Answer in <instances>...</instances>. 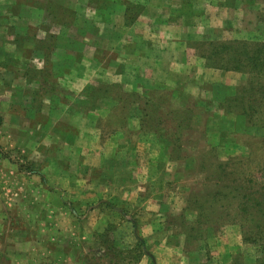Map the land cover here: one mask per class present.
Returning <instances> with one entry per match:
<instances>
[{
	"label": "rangeland",
	"instance_id": "obj_1",
	"mask_svg": "<svg viewBox=\"0 0 264 264\" xmlns=\"http://www.w3.org/2000/svg\"><path fill=\"white\" fill-rule=\"evenodd\" d=\"M149 1L177 17L150 24L161 35L133 64L109 31L148 25L141 12ZM213 3L80 0L70 14L50 0V24H80L81 73L92 82L51 81L50 125L36 114L24 145L1 156L0 264H264V105L256 102L255 115L248 100L264 91L251 87L250 73L208 58L215 42L264 39V0ZM58 61L50 73L61 72ZM132 65L169 88L104 85ZM4 131L14 139V128Z\"/></svg>",
	"mask_w": 264,
	"mask_h": 264
},
{
	"label": "crops",
	"instance_id": "obj_2",
	"mask_svg": "<svg viewBox=\"0 0 264 264\" xmlns=\"http://www.w3.org/2000/svg\"><path fill=\"white\" fill-rule=\"evenodd\" d=\"M45 1L48 4L47 6L41 5L39 0H0V112L3 119L0 125V158L6 155L4 152L6 148L24 145L21 137L22 130L31 120H35L36 114H47L50 125L51 81L63 84L74 81H82L86 84L92 82V79L88 80L87 75L83 76V73H81L82 68L87 65L85 54L87 45L85 42L87 41L86 38L77 36L82 33L80 30L77 29L78 32L76 30V28L81 27L80 24L76 26L77 23H72L69 18L62 20L61 24L59 21L50 24V18L55 15L50 12V0ZM53 1L57 6L70 10V14L78 10L80 2V0ZM96 7H94L95 11L102 9L101 6L100 8ZM159 8L161 9V7ZM216 8L218 6L213 3L212 10ZM160 9L158 12L152 9L150 1L146 4L141 16L148 20V25L146 23L141 25L138 20L128 24L125 31H123L124 29H118L114 24L111 25L109 32L112 34V40H118L121 48L124 46L128 50L124 55L129 57L128 60L131 57L130 63L135 64L136 59L148 57L150 55L149 46L155 45L153 36L161 35L152 29V23L168 18L171 14L177 17V13H173V10L167 15V12H162ZM222 9L221 7L220 10ZM116 14L118 15L117 12ZM217 14H212V22L216 26H223L220 21H214L216 18L213 17H217ZM80 15L78 11L76 17H80ZM93 17L96 18L94 15ZM45 19L48 20L46 24L44 23ZM169 21L173 22V20ZM144 24L145 26H143ZM52 25H58L59 28L54 31L50 29ZM118 35H121L120 39ZM73 37H78V41ZM50 47L54 48L52 50H56L55 53H62L61 59L50 56L52 52H50ZM146 59L148 61V58ZM160 59L159 57L154 58L153 62L161 68V64L164 63L160 62ZM56 61H58V68H61V72L53 71V73H50L52 71L50 62L54 66L53 62ZM131 68L133 70L127 73L123 70L121 72L117 71L115 78L104 85H110L112 88L114 84L120 83L134 88L139 80L144 85L154 84V87L169 88V85L162 82L164 78L155 76L152 79L147 75L136 74L135 72L139 70L137 68L136 71V66L132 65ZM85 85L82 86V89ZM88 87L89 85L86 86V90ZM172 89L175 95L180 94L176 91L177 88L176 90ZM100 97L102 96L98 95L95 100ZM115 100L118 102L117 99ZM61 110L64 112L66 108L62 107ZM37 122L34 121L35 124ZM9 127H11V130L15 129L14 139L5 134L4 129H9ZM98 141L100 140L98 139ZM47 142L49 143V141ZM48 143H42V145H48ZM36 160L38 161V158Z\"/></svg>",
	"mask_w": 264,
	"mask_h": 264
},
{
	"label": "trees",
	"instance_id": "obj_3",
	"mask_svg": "<svg viewBox=\"0 0 264 264\" xmlns=\"http://www.w3.org/2000/svg\"><path fill=\"white\" fill-rule=\"evenodd\" d=\"M215 58L216 61H212L211 59ZM210 60L212 61V66L219 67L223 69H236V70H242L246 71L247 73H250L253 77H256L254 80L253 77H251L250 85L252 88H256L259 90L264 91V39L261 42H254V41H242V40H228V41H219L215 42V44H212V53L209 55ZM260 80V81H259ZM166 90L163 87H160V90L162 93ZM134 94V93H133ZM127 95H131L132 93H127ZM166 95V94H165ZM171 95V93H169ZM175 93H172V96L175 98L180 97V94L175 95ZM158 99L161 98V96H156ZM171 97V96H170ZM254 99V101H252ZM248 100L251 102L250 109L252 112L257 115L258 108L256 105V102L264 105V95H260L258 98H252L248 97ZM155 98L153 95H145V105L154 104ZM160 107L161 108L164 104L163 100H160ZM182 106V105H181ZM141 107V106H140ZM185 106H182V108H185ZM179 107H174L173 109H169L170 112H177ZM189 108V107H186ZM257 108V109H256ZM249 114V112L247 111ZM146 115H149L148 112L145 113ZM258 117V116H257ZM2 115L0 112V125L2 124ZM178 124L176 125V129H178ZM249 236V235H248ZM250 238H255L250 235ZM257 238V237H256ZM264 235L262 237H259V239H263ZM142 240H140L141 242ZM139 242L140 246L141 243ZM144 252V250H142Z\"/></svg>",
	"mask_w": 264,
	"mask_h": 264
}]
</instances>
